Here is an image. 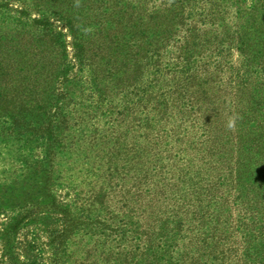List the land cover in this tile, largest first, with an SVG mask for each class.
<instances>
[{"label": "rangeland", "instance_id": "obj_1", "mask_svg": "<svg viewBox=\"0 0 264 264\" xmlns=\"http://www.w3.org/2000/svg\"><path fill=\"white\" fill-rule=\"evenodd\" d=\"M122 1L0 0V264H153V237L146 235L150 185L138 178L142 126L132 103L136 91L124 85L137 75L123 73L122 56L112 67L109 51V28L122 24ZM139 2L130 3L141 8ZM199 2L188 7L201 12ZM204 10L210 23L202 21L203 29L217 28L196 36L200 41L189 48L227 40L219 70L226 68L228 82L219 83L220 101L234 112L251 99L256 69L264 66V0H205ZM100 19L107 20L103 28ZM184 49L182 63L193 56ZM203 50L194 57L213 54L216 60L217 50ZM193 74L198 91V72ZM183 121L180 133L198 126L193 118ZM149 132L144 150L157 152L155 161L164 155L165 164L174 165L184 156L181 134L166 133L159 147L149 142L151 126ZM196 135H190L189 156L198 155Z\"/></svg>", "mask_w": 264, "mask_h": 264}, {"label": "trees", "instance_id": "obj_2", "mask_svg": "<svg viewBox=\"0 0 264 264\" xmlns=\"http://www.w3.org/2000/svg\"><path fill=\"white\" fill-rule=\"evenodd\" d=\"M123 1L122 24L109 28L114 35L109 39V51L112 67L122 56L126 65L123 73L137 75L136 82L124 85L136 91L132 103L142 126L143 149L137 163L144 168L139 169L138 178L150 185L146 235L153 237V264H264V66L259 64L256 69L259 80L250 93L251 99L241 101L233 112V105L220 101L219 83L228 82L222 77L226 68L219 70L225 58L223 52L229 47L227 40L215 34L219 43L210 48L205 41L189 48L191 42L200 41L199 37L217 28L203 29L202 21L210 23L205 0L197 3L201 12L188 7L198 0H177L179 7L168 8L160 7L164 0H142L141 8L132 6L135 0ZM148 2L158 9L148 10ZM154 19L160 20L159 24L153 25ZM100 22L99 28H103L107 20ZM184 44L183 54L193 56L182 63ZM203 49L217 50L216 60L213 54L194 57L193 53L205 52ZM194 70L198 72V91L192 89ZM217 80L218 85L211 87ZM186 118H193L198 126L180 133ZM167 122H171L170 129ZM150 126L156 138L149 142L159 147L166 133L174 138L181 134L186 144L179 153L184 156H179L174 165L169 162L167 167L164 155L155 161L157 152L144 150ZM195 131L198 146L194 149L198 155L189 156L190 135ZM148 154L152 156L143 162L142 155ZM170 167L174 177L169 174ZM154 177L151 185L150 178ZM180 246L185 248L180 250L179 260L175 251ZM166 255L168 261L163 262Z\"/></svg>", "mask_w": 264, "mask_h": 264}]
</instances>
